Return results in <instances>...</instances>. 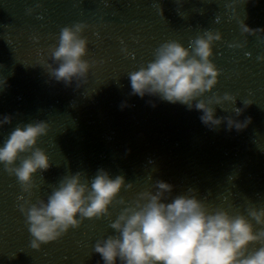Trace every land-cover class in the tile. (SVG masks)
Masks as SVG:
<instances>
[{
	"label": "water",
	"instance_id": "1",
	"mask_svg": "<svg viewBox=\"0 0 264 264\" xmlns=\"http://www.w3.org/2000/svg\"><path fill=\"white\" fill-rule=\"evenodd\" d=\"M36 3L41 6L26 14ZM241 19L264 29V0H0V79H7L0 116H12L0 127V143L18 123L49 124L38 146L51 166L34 173L32 201L46 198L64 174L82 171L87 178L104 168L131 182L118 194L128 202L163 179L174 186L173 195L196 189L210 211L220 207L247 216L248 206L264 207V61L257 60L264 55V31L243 33ZM77 21L89 25L84 58L91 63L78 88L55 81L41 63L49 61L60 29ZM205 29L219 31L221 39L211 57L220 69L218 81L204 98L230 92L237 108L250 99L237 119L251 121L240 131L226 130L223 123L211 130L195 109L129 95L127 74L152 59L159 44L177 40L187 47ZM237 43L243 47L229 46ZM122 101L128 104L123 109ZM221 106L226 111L216 105L217 116L234 115L231 102ZM26 196L0 165V264H97L93 245L114 231L109 224L121 205L114 202L110 215L85 218L33 249L18 207Z\"/></svg>",
	"mask_w": 264,
	"mask_h": 264
},
{
	"label": "clouds",
	"instance_id": "2",
	"mask_svg": "<svg viewBox=\"0 0 264 264\" xmlns=\"http://www.w3.org/2000/svg\"><path fill=\"white\" fill-rule=\"evenodd\" d=\"M40 6L36 3L28 7L26 14H32ZM158 10L162 15L159 6ZM239 24L243 33L264 31L250 28L242 19ZM87 27L84 21L63 26L57 42L49 46L50 62L41 61L50 76L65 86L75 83L78 88L80 82L87 80L91 67L84 58L88 38L83 32ZM220 39L219 31L205 29L190 39L187 47L177 40L162 42L153 50L152 59L127 74L129 95L140 98L147 95L195 109L200 112L201 123L211 130L222 123L229 131L244 129L251 117L243 120L237 117L252 103L250 99L243 100V107L237 108L236 96L230 92L222 95L213 92L204 98L218 81L220 69L211 57L213 44ZM229 46L243 47V44ZM122 51L130 55L126 47ZM257 60L264 61V55L257 56ZM6 85L7 79L3 77L0 90ZM225 101L233 104L234 115L217 116L215 106L224 109L221 105ZM148 103L155 107L154 101ZM127 106V101L120 104L121 109ZM11 121L10 114L0 116V127ZM48 129L46 120L18 123L0 143V165L16 177L22 192L27 194L18 207L25 217L33 249L78 227L85 218L110 215L109 206L115 202L122 207L110 221L114 231L93 245V251L100 257L97 264H264V207L248 206L247 216L232 215L220 207L210 211L196 189L188 188L185 193L173 195L174 186L163 179L154 180L151 190L138 192L128 202L118 195L122 187H132L123 174L112 176L106 169L98 168L94 176L85 178L82 171L69 172L46 198L33 202L31 197L38 187L34 173H43L51 166L47 152L38 146V139ZM253 242L259 246L249 247Z\"/></svg>",
	"mask_w": 264,
	"mask_h": 264
}]
</instances>
